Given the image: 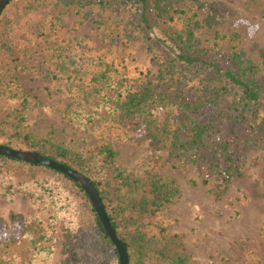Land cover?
Returning a JSON list of instances; mask_svg holds the SVG:
<instances>
[{
	"label": "trees",
	"instance_id": "trees-1",
	"mask_svg": "<svg viewBox=\"0 0 264 264\" xmlns=\"http://www.w3.org/2000/svg\"><path fill=\"white\" fill-rule=\"evenodd\" d=\"M52 1L82 19L91 17L104 33L121 30L127 42L140 37L157 67L155 75L140 72L134 79L122 64L98 58L94 64L99 70L86 74L87 65L79 63L68 43L54 45L52 79L71 97L69 121L85 130L106 124L137 132L134 137L149 148L166 147L170 156L204 166L203 185H211L214 196L222 197L232 179L243 176L245 154L254 147L264 150V76L235 47L222 51L227 37L221 30L220 6L195 7L198 0ZM46 2L10 0L7 7L20 3L24 11H36ZM7 7L0 14V146L36 153L85 176L127 253V264H189L190 257L174 245L177 237L154 228L151 220H163L179 196L173 179L151 171L139 177L126 172L110 143L82 152L51 135L38 139L28 131L30 101L12 77L20 63L13 57ZM205 32L207 46L201 40ZM18 195L37 206L48 201L72 219L78 234L69 251L73 264H119L88 196L68 177L0 156V200ZM12 220L22 233L5 241L0 228V264L20 245L38 255L53 254V230L36 218Z\"/></svg>",
	"mask_w": 264,
	"mask_h": 264
},
{
	"label": "rangeland",
	"instance_id": "rangeland-1",
	"mask_svg": "<svg viewBox=\"0 0 264 264\" xmlns=\"http://www.w3.org/2000/svg\"><path fill=\"white\" fill-rule=\"evenodd\" d=\"M201 4L220 6L221 30L227 37L222 51L228 53L235 47L257 66L259 75L264 76V0H198L193 3L195 7ZM44 5L40 10L24 11L22 4L16 3L6 10L12 21L13 57L20 63L12 77L19 91L30 101L28 131L38 139L51 135L56 142L82 152H92L99 144L110 143L126 172L139 177L151 171L159 177L173 179L179 196L163 220L158 216L151 220L154 228H163L168 235L177 237L174 245L177 251L184 250L190 257L189 264L256 261V264H264V150L254 147L245 154L243 176L232 179L226 193L217 198L212 186L202 183L204 166L170 156L166 147L153 150L147 142L136 138L137 132L125 128L98 124L85 130L71 123V97L52 79L50 49L54 45L68 43L79 63L87 65L83 70L86 74L99 70L97 62L94 64L98 58L122 64L134 79L140 72L155 75L157 67L151 63V55L140 37L127 42L121 30L107 34L96 28L91 17L82 19L58 7L55 1L47 0ZM89 11L95 13L96 9ZM56 26H60L59 30ZM233 35L238 36L237 39ZM201 40L207 46L209 33L205 32ZM64 215L54 210L48 201L37 206L20 195L10 201L0 200L3 240L19 238L22 233L12 220L14 217L24 221L36 218L56 236L51 256L38 255L31 247L20 245L18 252L5 258L3 264H73L69 251L78 234L72 219ZM67 231L72 234L69 240Z\"/></svg>",
	"mask_w": 264,
	"mask_h": 264
},
{
	"label": "water",
	"instance_id": "water-1",
	"mask_svg": "<svg viewBox=\"0 0 264 264\" xmlns=\"http://www.w3.org/2000/svg\"><path fill=\"white\" fill-rule=\"evenodd\" d=\"M10 0H0V14L5 10ZM0 156H4L10 159H15L19 162L44 166L53 171L59 172L60 174L68 177L73 183L78 185L88 196L95 213L97 214L102 227L106 235L109 237L111 242L114 244L115 249L117 250V254L119 256V264H127L128 257L127 253L122 246V243L115 236L113 229L110 226L107 215L104 211L102 203L100 201L99 196L97 195L95 189L91 185V183L87 180V178L76 171L62 165L58 164L48 158L40 156L36 153L29 151H20L9 149L3 146H0Z\"/></svg>",
	"mask_w": 264,
	"mask_h": 264
}]
</instances>
